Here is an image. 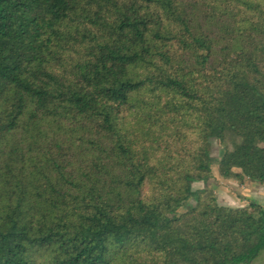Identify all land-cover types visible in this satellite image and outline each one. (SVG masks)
Returning a JSON list of instances; mask_svg holds the SVG:
<instances>
[{
  "label": "trees",
  "instance_id": "16d2710c",
  "mask_svg": "<svg viewBox=\"0 0 264 264\" xmlns=\"http://www.w3.org/2000/svg\"><path fill=\"white\" fill-rule=\"evenodd\" d=\"M214 141L264 184V0H0V264H251Z\"/></svg>",
  "mask_w": 264,
  "mask_h": 264
},
{
  "label": "rangeland",
  "instance_id": "374dc122",
  "mask_svg": "<svg viewBox=\"0 0 264 264\" xmlns=\"http://www.w3.org/2000/svg\"><path fill=\"white\" fill-rule=\"evenodd\" d=\"M223 148L214 141L212 145L213 163L211 166L213 177L207 182L193 184L194 189L208 188L213 191L220 205L241 208L250 203L264 205V184L245 178L242 182L235 179L222 178L218 173L217 162L221 157ZM181 212L184 211L182 208ZM251 264H264V253L259 255Z\"/></svg>",
  "mask_w": 264,
  "mask_h": 264
}]
</instances>
